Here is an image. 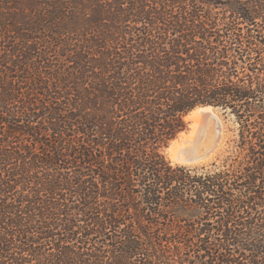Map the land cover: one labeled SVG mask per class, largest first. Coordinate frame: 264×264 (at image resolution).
Here are the masks:
<instances>
[{
  "label": "trees",
  "instance_id": "trees-1",
  "mask_svg": "<svg viewBox=\"0 0 264 264\" xmlns=\"http://www.w3.org/2000/svg\"><path fill=\"white\" fill-rule=\"evenodd\" d=\"M0 264H264V0H0Z\"/></svg>",
  "mask_w": 264,
  "mask_h": 264
},
{
  "label": "bare ground",
  "instance_id": "bare-ground-1",
  "mask_svg": "<svg viewBox=\"0 0 264 264\" xmlns=\"http://www.w3.org/2000/svg\"><path fill=\"white\" fill-rule=\"evenodd\" d=\"M187 119L193 121L192 130L189 133L182 132L181 138L175 139L167 148L171 158L181 163H200L215 156L223 144L224 135L221 129L220 117L214 108L212 106L198 107L187 116ZM209 136H213L215 140L219 138V141L216 148L211 149V152L209 151L207 157L201 158L202 156L198 155L199 148L205 144ZM193 155H196V157L193 158L195 160L191 161Z\"/></svg>",
  "mask_w": 264,
  "mask_h": 264
},
{
  "label": "rangeland",
  "instance_id": "rangeland-1",
  "mask_svg": "<svg viewBox=\"0 0 264 264\" xmlns=\"http://www.w3.org/2000/svg\"><path fill=\"white\" fill-rule=\"evenodd\" d=\"M214 110L217 112L218 116L220 117V122H221V129H222V133L224 135V140H223V144L221 146L220 149H218L219 151L215 154V156H212L211 158H209L208 160H205L204 162H200V163H181V162H177L176 160H173V158H171L170 153L167 151V148L170 147L171 143L175 140V139H180L181 138V133L182 132H186L189 133L192 130V119H187V123L188 126L187 128L182 131L174 140H172L169 144V146L165 149L164 153L167 157V159L169 161H171V163L173 164H180V165H186V166H190V167H210L212 163L216 162L218 165H221L224 163V161L226 160V158L230 155L231 150L234 148L235 143L238 141V136H239V125L235 122V119L232 115L230 114H225L224 111L221 108H214ZM192 112V111H191ZM190 112V113H191ZM189 113V114H190ZM188 114V116H189ZM224 128V129H223ZM181 142V140H180Z\"/></svg>",
  "mask_w": 264,
  "mask_h": 264
},
{
  "label": "water",
  "instance_id": "water-1",
  "mask_svg": "<svg viewBox=\"0 0 264 264\" xmlns=\"http://www.w3.org/2000/svg\"><path fill=\"white\" fill-rule=\"evenodd\" d=\"M207 106H211V105H203V106H199V107H207ZM213 108H215V107H213ZM212 132H213V130H212ZM218 141H219V138H217L215 140L213 136H209L208 140L205 142V144L200 146L198 155L202 156L201 158L207 157L209 155V151L213 148H216ZM195 157H196V155H193L190 160L191 161L195 160V159H193Z\"/></svg>",
  "mask_w": 264,
  "mask_h": 264
}]
</instances>
